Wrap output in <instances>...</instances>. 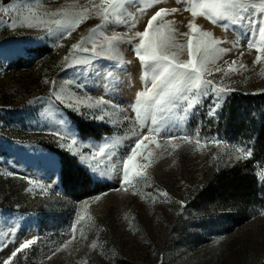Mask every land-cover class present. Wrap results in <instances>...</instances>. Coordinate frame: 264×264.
I'll return each mask as SVG.
<instances>
[{"label": "rangeland", "instance_id": "1", "mask_svg": "<svg viewBox=\"0 0 264 264\" xmlns=\"http://www.w3.org/2000/svg\"><path fill=\"white\" fill-rule=\"evenodd\" d=\"M200 2L124 0L118 17L105 23L94 10L71 35L57 39L48 34L49 25L29 28L24 22L64 19L47 14L98 8L101 0H0V8L8 9L0 12V261L20 243L37 238L12 264H264V149L257 144L264 117V61L254 64L255 49L240 47L245 39L238 36L247 31V24L238 17L217 25L205 16L193 19L191 8ZM172 8L178 11L172 13ZM159 9L169 10L160 18L161 32L173 34L175 42L184 45L171 49L179 59H188L182 34L189 32L190 22L221 41L218 48L229 49L213 54L217 59L209 65L211 75L205 76L231 89L213 115L209 111L215 97L192 93L187 95L194 97V106L186 112L187 100L171 112L156 113L157 126L150 116L143 126L137 120L132 105L146 79L132 50L139 42L135 33L144 31ZM248 11L257 20L264 16L259 9ZM13 23L15 28L9 26ZM112 35L121 38L118 54L97 58L89 51L77 55L90 56L92 63L65 61L73 44L83 40L91 50L95 43L99 51L107 45L105 37ZM40 47L44 49L33 53ZM56 122L76 135L79 147L70 151L67 137L61 140L49 131L60 127ZM160 124L191 135L193 143L174 140L180 146L173 148L159 138L164 135L161 128L156 141H146L135 161L148 165L142 170L147 183L133 180L135 187L122 186V162L129 149ZM197 133L201 141L217 138L227 147L198 148ZM84 145L104 149L91 160L95 171L73 154L92 151ZM237 148L251 149L252 156L237 159ZM61 158L80 167L100 187L86 194L78 188L74 192L72 185L64 189ZM231 170L253 178L246 197L237 198L235 190L219 183L218 176Z\"/></svg>", "mask_w": 264, "mask_h": 264}, {"label": "snow or ice", "instance_id": "2", "mask_svg": "<svg viewBox=\"0 0 264 264\" xmlns=\"http://www.w3.org/2000/svg\"><path fill=\"white\" fill-rule=\"evenodd\" d=\"M157 0H152V3H156ZM180 0H177L179 3ZM149 5L145 3V8ZM124 7V0H101L98 8H84L80 11H60L57 13H48L49 16H62L64 19L56 20H41L39 23L31 22L26 20L24 23L27 27H39L41 24L49 25L47 27V32L50 36H55L57 39H63L75 30V28L82 23L89 14L94 10L96 15L107 23L110 17L119 15L120 11ZM259 9L260 12L264 13V0H259L258 3H251V0H201L197 5L194 4L191 8V16L195 19L198 16H205L213 25H217L219 21H224L229 18H239L240 23L247 24V31H243L238 39L243 37L245 39L244 45L240 47H247L248 49H255L257 55L255 57L254 64H261L264 61V16H261L257 20L254 12H249V8ZM7 8H0V12H7ZM177 8H172L171 12H177ZM169 13L168 9H159L154 15L150 17L145 26V30L136 32L135 36L139 38V42L133 46V52L137 60L140 63L142 74L146 79L145 89L138 93L135 103L132 105L133 111L135 112L137 120L143 122L149 116L151 118V124L153 126L158 125V119L156 113H167L171 112L172 109L180 107L183 101H188L187 106L183 109L185 112L194 106V97L189 99V95L194 93L197 97H208L210 94L215 97V102L210 108L209 115L215 113V109L219 106V102L222 97L231 89H226L223 86H217V84L212 79L205 78L206 75H211L210 64H214L217 56L214 53H225L229 49L218 48L217 45L221 41L213 38V34L206 31H201L196 23L190 22L187 27L189 29L188 33H184L187 39V54L188 59L181 60L178 58L177 54L171 52L172 48L184 47L183 44H177L174 39L173 34H168L167 36L161 32V28L164 27L161 19L163 16ZM154 23L158 26L154 27ZM54 24L55 27H51ZM15 28L17 25L15 23L9 25ZM21 26H24L22 24ZM135 25H129L128 27H134ZM223 29H227L226 24H219ZM96 29H93L95 32ZM115 31V29H112ZM151 34H154L151 35ZM258 34V39L256 38ZM107 41L106 47H101L98 51L97 46L93 43L91 50L85 47V42L82 40L80 43L72 45V51L69 56L64 59L68 64L71 65H85L92 63L91 57L88 55L78 56L77 53H89L91 51V56L97 58L111 56L113 54H118L116 45L121 42V38L117 35H112L110 37H105ZM55 43V41H54ZM128 43H132L131 40ZM243 55V52H240ZM71 57V59H69ZM235 63V61L233 62ZM241 67H244L241 65ZM216 71H222V69L217 68ZM229 72L232 71L229 66ZM264 71V69H262ZM150 75V81H147V77ZM106 76H112V72L106 73ZM45 83H48L46 80ZM55 88V81L52 82ZM78 87H84L78 83ZM55 95V93H53ZM57 99H60L59 95H56ZM72 107L71 104L68 105ZM97 105H88V107H95ZM173 115H175L173 113ZM95 119H103L102 115H94ZM171 119V117H168ZM57 123V122H56ZM60 125L59 128L49 129V131L56 135L59 139L63 140L66 137L71 141L68 145L69 150H73L74 147H79L80 143L75 134L69 132L67 127L62 123H57ZM164 129V135L159 137L160 129ZM157 137L166 140L169 144H172L173 148L179 147L178 144H173L174 140H181L188 144L193 143V137L187 134H181L176 132L174 127L165 124H160L158 127H150L148 133L142 138L134 143V145L129 149L130 154L127 155L126 159L123 160V170H122V186H133V180L136 183H140L143 179L147 183L146 179L143 177V169L147 168V164H136L137 159L142 146L146 141L155 142ZM195 143L198 148H202L204 145L212 144L216 148H225L227 145L225 142L220 141L217 138L205 139L201 141L197 133L195 137ZM63 146V145H62ZM161 147L160 145H157ZM84 147L91 148L90 153H78L73 152L74 155H79L82 163L88 164L90 167H95L91 164V160L97 155L104 152L103 148L95 149L92 145H84ZM237 152L241 153V156H237V159L250 158L252 156L251 149L237 148ZM151 152L148 153L150 157ZM217 157H213L216 159ZM147 159V157H145ZM131 173V177H130ZM9 175H15L14 173H9ZM33 183L32 180L28 181ZM127 190V188H125ZM162 195L167 198V193H162ZM99 199V197H97ZM183 207V202H181ZM75 232V225L73 226V233ZM37 242V238L26 240L20 243L19 247L12 251L10 257L5 258L0 261V264H12L13 258L17 256L18 253L24 252V250L29 249L32 245ZM4 245H0L2 247ZM95 248V244L92 245ZM50 258V257H49Z\"/></svg>", "mask_w": 264, "mask_h": 264}, {"label": "trees", "instance_id": "3", "mask_svg": "<svg viewBox=\"0 0 264 264\" xmlns=\"http://www.w3.org/2000/svg\"><path fill=\"white\" fill-rule=\"evenodd\" d=\"M43 49H44L43 47L36 48L33 51V53L38 54ZM232 120H236L235 116L232 117ZM258 129H259V138H258L257 144L264 149V117H263L262 124L259 126ZM61 165H62V168L60 172L61 173L60 180H61V186L64 189L65 187L68 188L70 187V185H72L71 188L73 189L74 192H77L75 189L78 188L79 191L81 190V192L86 194L88 193L89 188L93 190V189H98L100 187L98 183L93 182V180L90 179L89 176L85 175L80 167H77L73 163L70 164L68 159L61 158ZM230 172L231 173H228L222 177L218 176L219 183L222 184L226 188L231 187L233 190H235L237 198H241L242 195L243 197H246V195L244 196V194L249 188L248 182H250L251 184L253 178L247 175L240 176L236 172V170H231ZM80 173L83 176L81 180L78 179V176H77ZM229 176H232V178L229 179V181H227Z\"/></svg>", "mask_w": 264, "mask_h": 264}]
</instances>
